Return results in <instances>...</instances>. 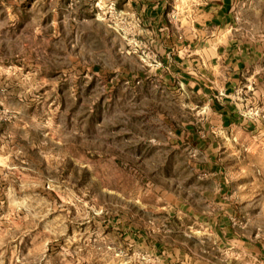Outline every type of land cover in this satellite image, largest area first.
<instances>
[{"label": "rangeland", "instance_id": "obj_1", "mask_svg": "<svg viewBox=\"0 0 264 264\" xmlns=\"http://www.w3.org/2000/svg\"><path fill=\"white\" fill-rule=\"evenodd\" d=\"M90 3L96 19L123 27L106 6ZM81 5L0 0V264H194L195 255L238 264L231 244L211 240L203 252L196 241L164 232L162 207L177 202L174 194L186 200L194 193L201 210L214 211L210 198L219 181L199 166L208 151L185 128L200 117L154 83L142 96L126 83L108 82L113 72L106 64L126 59L137 67L138 61L126 49L110 54L103 30L82 26L74 65L68 51L74 36L58 34L55 25L65 18L58 22L52 13ZM237 10L240 32L261 53L249 72L254 77L236 93L253 126L211 131V148L235 225L264 243V0ZM155 100H167L166 113H156ZM196 132L208 134L202 127ZM160 241L169 244L164 253Z\"/></svg>", "mask_w": 264, "mask_h": 264}, {"label": "crops", "instance_id": "obj_2", "mask_svg": "<svg viewBox=\"0 0 264 264\" xmlns=\"http://www.w3.org/2000/svg\"><path fill=\"white\" fill-rule=\"evenodd\" d=\"M90 1L82 0L77 11L52 13L58 22L60 17L65 18L55 25L58 34L62 36L65 32L74 36V48L68 50L74 65L80 64L77 60L81 57L82 42L78 36L83 35V27L103 30L110 43V54L115 56L117 51L126 49L138 61L137 67L126 59L106 64L108 71L113 72L111 78L106 76L108 82L113 85L126 83L128 89L142 96L154 83L164 97L176 98L177 105L187 107L188 113L200 117L196 123H186L185 128L193 143L197 139V144L208 151L199 166L207 169L206 176L214 182L219 181L215 196L210 198L215 204L214 211L201 210L194 193L189 192L191 196L186 200L174 194L173 200L177 198V202L171 200L162 207L167 223L164 232L196 241L203 252L207 242L220 240L219 243L231 244L229 248L238 264H243V259L251 264H264V243L252 239L235 225V207L226 196L227 180L211 148L216 140L210 134L238 125H244L246 130L253 126L236 98L239 87L254 77L249 72L261 56L258 43L246 37L239 28L237 9L244 10L251 0H115L127 20V27L96 19ZM176 8L177 18L171 19L169 13ZM93 45L89 47L94 49ZM94 66L102 69L105 64ZM167 104V100H155L156 113H166ZM233 118L236 121L230 123ZM169 122L167 119L166 124ZM200 127L207 131V137L197 134ZM202 186L201 195L208 196L210 191ZM157 244L163 249L162 253L169 245L166 241ZM195 257L198 259L194 264H214L211 260L205 262L199 260L200 256Z\"/></svg>", "mask_w": 264, "mask_h": 264}, {"label": "built area", "instance_id": "obj_3", "mask_svg": "<svg viewBox=\"0 0 264 264\" xmlns=\"http://www.w3.org/2000/svg\"><path fill=\"white\" fill-rule=\"evenodd\" d=\"M95 6L99 7L100 9L106 6L107 9H109L112 16L121 17L122 19L121 22L123 23V27L128 26L127 20L124 18L122 12L119 10L117 6V2L115 0H95ZM177 14H178V9L176 8L169 13V16L171 19H176Z\"/></svg>", "mask_w": 264, "mask_h": 264}, {"label": "trees", "instance_id": "obj_4", "mask_svg": "<svg viewBox=\"0 0 264 264\" xmlns=\"http://www.w3.org/2000/svg\"><path fill=\"white\" fill-rule=\"evenodd\" d=\"M234 121H236V120L233 118V119H230L229 122L231 123V122H234ZM195 141H197V139Z\"/></svg>", "mask_w": 264, "mask_h": 264}]
</instances>
